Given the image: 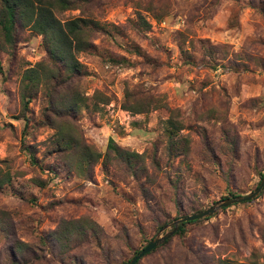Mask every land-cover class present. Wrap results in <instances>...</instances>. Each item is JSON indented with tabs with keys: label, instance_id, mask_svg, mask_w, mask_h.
Returning <instances> with one entry per match:
<instances>
[{
	"label": "rangeland",
	"instance_id": "374dc122",
	"mask_svg": "<svg viewBox=\"0 0 264 264\" xmlns=\"http://www.w3.org/2000/svg\"><path fill=\"white\" fill-rule=\"evenodd\" d=\"M57 16L91 20L92 46L76 55L85 74L67 85L81 100L73 118L81 136L102 155L112 138L140 158L100 160L82 174L66 168L45 91L22 111L23 71L46 52L41 36L18 25L16 44L0 46V264H126L177 213L257 187L264 0H96ZM149 99L162 106L125 108ZM167 118L182 125L186 154L170 153ZM207 218L137 264H264V190ZM63 221L85 223L62 236Z\"/></svg>",
	"mask_w": 264,
	"mask_h": 264
},
{
	"label": "trees",
	"instance_id": "16d2710c",
	"mask_svg": "<svg viewBox=\"0 0 264 264\" xmlns=\"http://www.w3.org/2000/svg\"><path fill=\"white\" fill-rule=\"evenodd\" d=\"M95 1L0 0V46L2 48H10L16 44L17 27L20 25L21 27H29L35 34L41 36L46 52V57L42 61L23 71L18 88L22 111L24 113L27 111L30 99L40 89L45 91L47 110H44V114L47 117V111H49L57 117L49 119L46 122L47 125L53 126L52 129H54L52 144L54 148L59 149L65 154L64 165L66 168L77 174H82L84 168L88 170L90 166L95 165L100 160L105 164L110 163L114 159L131 162L135 158H140L138 153L120 147L112 138L108 139L107 151L102 155L94 146L85 142L78 125L73 121L75 113L80 107L81 100L77 95L69 94L67 85L75 76L85 74L82 73L84 67L76 55L80 52H87L92 46L90 40L92 27L89 25L91 20L83 17L61 20L57 14L81 8ZM59 88H64V90L60 92ZM125 106L132 113L141 114L162 105H160V100L150 101L149 99L146 101L134 100L132 103H126ZM181 129L182 125L178 121H172L171 118H167L165 121V135L168 139V149L171 154H186L188 150V140L179 135ZM260 176L261 178L263 177L262 175ZM1 185L2 182H0ZM228 194L229 197H221V200L238 196L233 192ZM186 215L188 214L179 215L177 213L174 219ZM199 220L181 223L175 235L184 236L187 231V225L197 223ZM86 222L92 223L91 221ZM74 223L84 224L85 221H63L61 223L62 226H60V232L58 229L56 234L60 233L59 235L63 236L68 231L70 225ZM169 240L165 241L162 245L166 244ZM140 250H136L132 257Z\"/></svg>",
	"mask_w": 264,
	"mask_h": 264
},
{
	"label": "water",
	"instance_id": "95a60500",
	"mask_svg": "<svg viewBox=\"0 0 264 264\" xmlns=\"http://www.w3.org/2000/svg\"><path fill=\"white\" fill-rule=\"evenodd\" d=\"M264 188V175L258 183L257 187L244 195H238L236 197L226 198L220 202L213 204L208 209L192 213L181 218H178L170 223L171 229L166 231L163 235H158L157 237L151 239L136 255L129 259L126 264H136L138 260L144 257L146 254L151 252L156 247L162 245L165 241L170 239L175 235L179 229V225L183 222L193 221L201 218H207L215 214L219 209L226 208L237 203L248 202L256 199Z\"/></svg>",
	"mask_w": 264,
	"mask_h": 264
}]
</instances>
